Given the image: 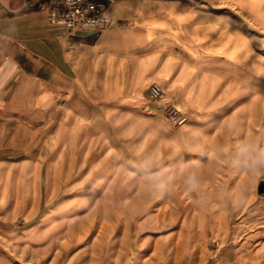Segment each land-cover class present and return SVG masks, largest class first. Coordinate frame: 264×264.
<instances>
[{"label":"rangeland","instance_id":"rangeland-1","mask_svg":"<svg viewBox=\"0 0 264 264\" xmlns=\"http://www.w3.org/2000/svg\"><path fill=\"white\" fill-rule=\"evenodd\" d=\"M251 40L264 61V30ZM229 74L203 121L236 128L250 105L251 129L262 132L264 68ZM150 116L154 129H41L19 166L33 181L0 233V264H264V170H248L224 145L218 178L204 181L211 152L203 135ZM257 137L251 144L263 149ZM18 200L6 205L15 210Z\"/></svg>","mask_w":264,"mask_h":264},{"label":"crops","instance_id":"crops-1","mask_svg":"<svg viewBox=\"0 0 264 264\" xmlns=\"http://www.w3.org/2000/svg\"><path fill=\"white\" fill-rule=\"evenodd\" d=\"M43 1L0 0V233L24 208L33 178L18 170L41 129H154L144 105L155 82L189 113L180 129L203 135L211 152L204 181L218 178L224 145L241 159L252 133L264 146V130L251 129L250 105L236 128L203 121L230 71L264 68L251 40L264 30V0H118L110 15L124 24L74 33L49 23ZM10 197L19 199L15 210Z\"/></svg>","mask_w":264,"mask_h":264},{"label":"built area","instance_id":"built-area-1","mask_svg":"<svg viewBox=\"0 0 264 264\" xmlns=\"http://www.w3.org/2000/svg\"><path fill=\"white\" fill-rule=\"evenodd\" d=\"M118 0H45L38 8L45 11L50 24L64 26L68 31H92L100 26H115L123 21L110 15L111 7ZM147 107L150 115L162 114L175 126H183L188 121L186 113L182 112L164 98L160 84L152 83L147 93ZM217 244V243H216Z\"/></svg>","mask_w":264,"mask_h":264},{"label":"clouds","instance_id":"clouds-1","mask_svg":"<svg viewBox=\"0 0 264 264\" xmlns=\"http://www.w3.org/2000/svg\"><path fill=\"white\" fill-rule=\"evenodd\" d=\"M241 164L250 171L259 172L264 170V149L257 145L245 144L241 147Z\"/></svg>","mask_w":264,"mask_h":264},{"label":"water","instance_id":"water-1","mask_svg":"<svg viewBox=\"0 0 264 264\" xmlns=\"http://www.w3.org/2000/svg\"><path fill=\"white\" fill-rule=\"evenodd\" d=\"M257 193L260 196H264V178H260L258 187H257Z\"/></svg>","mask_w":264,"mask_h":264},{"label":"snow or ice","instance_id":"snow-or-ice-1","mask_svg":"<svg viewBox=\"0 0 264 264\" xmlns=\"http://www.w3.org/2000/svg\"><path fill=\"white\" fill-rule=\"evenodd\" d=\"M204 6L207 7V8H212V5L211 4H207V2H205Z\"/></svg>","mask_w":264,"mask_h":264}]
</instances>
